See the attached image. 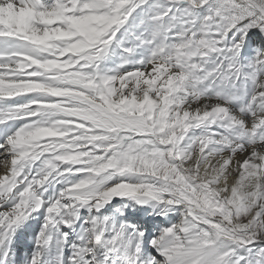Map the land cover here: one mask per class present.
<instances>
[{"label":"snow or ice","instance_id":"obj_1","mask_svg":"<svg viewBox=\"0 0 264 264\" xmlns=\"http://www.w3.org/2000/svg\"><path fill=\"white\" fill-rule=\"evenodd\" d=\"M0 150V264H264V0H0Z\"/></svg>","mask_w":264,"mask_h":264},{"label":"bare ground","instance_id":"obj_2","mask_svg":"<svg viewBox=\"0 0 264 264\" xmlns=\"http://www.w3.org/2000/svg\"><path fill=\"white\" fill-rule=\"evenodd\" d=\"M118 86V85H117ZM2 152V150H0ZM244 157H239L243 160ZM3 160V156H0V161ZM10 166V164H9ZM8 174V167L4 163L0 162V177ZM231 182V181H230ZM3 209H0L2 211ZM35 231V224L32 228H29L20 233L16 247V260L17 264H26L27 258L33 250V233ZM70 252H66L68 256Z\"/></svg>","mask_w":264,"mask_h":264}]
</instances>
